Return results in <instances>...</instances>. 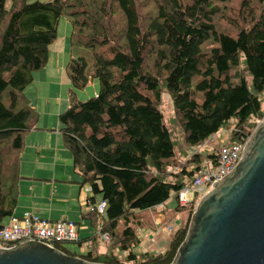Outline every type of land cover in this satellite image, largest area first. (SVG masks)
<instances>
[{"label": "trees", "instance_id": "1", "mask_svg": "<svg viewBox=\"0 0 264 264\" xmlns=\"http://www.w3.org/2000/svg\"><path fill=\"white\" fill-rule=\"evenodd\" d=\"M63 17L71 87L62 139L91 201L101 195L107 208L82 214L94 233L76 244L89 249L55 247L90 262L170 264L202 196L180 207L179 193L215 160L212 139L227 129L239 143L256 128L252 117L264 118V0H0V229L18 206L21 154L39 120L25 90ZM92 81L97 92L80 100ZM172 195L186 212L181 227L163 253H136L137 213ZM102 232L109 250L97 255Z\"/></svg>", "mask_w": 264, "mask_h": 264}, {"label": "water", "instance_id": "2", "mask_svg": "<svg viewBox=\"0 0 264 264\" xmlns=\"http://www.w3.org/2000/svg\"><path fill=\"white\" fill-rule=\"evenodd\" d=\"M199 199L170 264H264V118L238 163ZM0 264H106L43 242L0 248Z\"/></svg>", "mask_w": 264, "mask_h": 264}, {"label": "crops", "instance_id": "3", "mask_svg": "<svg viewBox=\"0 0 264 264\" xmlns=\"http://www.w3.org/2000/svg\"><path fill=\"white\" fill-rule=\"evenodd\" d=\"M56 43L55 41L52 45L54 46ZM57 55L56 53L53 56L54 62L52 63V51H50L48 64L34 74V81L26 90L27 94L34 91L32 87L36 83L38 86L35 87V90H39L38 95L41 96L44 94L42 92L43 88L54 86L57 95L52 101L58 103V108L47 112L45 119L50 120V123L47 124L42 123L40 113L38 121L41 124L37 125V128L32 130L26 138V144L21 154L20 173L22 180L19 184L20 196L15 215H21L29 211L53 221L68 220L76 222L79 227V238L84 239L81 230L84 231V236L87 237L94 233L91 224L81 221L82 214L87 211L86 201L93 198V193L89 184H80L82 175L73 166L72 154L70 150L67 152L62 148L59 115L68 107L69 101L58 92L63 85L68 84V80L64 72L66 62L62 63V70L56 69ZM42 70L45 71L43 75L40 74ZM90 83L94 84V81ZM96 92L97 89L95 88L94 94ZM59 97H61V101L57 102L56 99ZM29 100L32 102L30 98ZM43 101L46 102L47 99H43ZM32 105L37 108L33 102ZM65 106L67 107L65 108ZM63 108L65 109L63 110ZM216 137L222 142L219 134ZM211 144H214L213 140ZM60 152L62 157L59 156ZM173 198L172 195L164 204L137 213L138 220L141 222L138 227V236L141 238V243L134 248L136 253L159 254L166 250L168 244L165 238L156 236L155 231L164 229L172 220L178 218L181 219L182 225V219L185 216L176 211V206L175 209L169 208L170 201ZM95 200L96 202L102 200L101 195H97ZM95 243L97 248L94 249L97 255L108 253L109 244L106 241L98 239ZM76 246L81 253L82 249L85 251L89 249L91 243L84 242L82 246L78 244ZM125 254L119 253L123 258H125Z\"/></svg>", "mask_w": 264, "mask_h": 264}, {"label": "built area", "instance_id": "4", "mask_svg": "<svg viewBox=\"0 0 264 264\" xmlns=\"http://www.w3.org/2000/svg\"><path fill=\"white\" fill-rule=\"evenodd\" d=\"M257 124L263 119L252 117ZM256 126V127H257ZM229 133L227 129L219 132L222 142L217 150L215 160H206L197 171L193 186L181 189L178 197L179 206L185 207L194 198L195 194L204 195L207 189H211L214 183L226 175L240 160L246 143L249 139L242 138L239 143H228ZM107 208V201L102 199L93 203L87 199L86 210L97 211L104 214ZM181 227V219L172 220L164 229L156 230V236H163L165 241L171 242L174 233ZM79 227L76 222L68 220L53 221L40 217L37 214L26 211L21 215L11 216L0 229V248H13L16 245L27 241H38L56 246L57 244L79 242ZM101 239L108 242L110 236L106 232L101 233ZM85 251L82 249V252ZM118 255V251L115 252Z\"/></svg>", "mask_w": 264, "mask_h": 264}, {"label": "rangeland", "instance_id": "5", "mask_svg": "<svg viewBox=\"0 0 264 264\" xmlns=\"http://www.w3.org/2000/svg\"><path fill=\"white\" fill-rule=\"evenodd\" d=\"M71 32V23L69 21V19L67 17H63L61 20H60V23H59V27H58V39L56 40V44L53 46H51L50 48V51H52V56H51V60H52V63L54 62L53 60V56L57 53L58 55L56 56V59H57V62H56V69L57 70H62V67H63V62H66L68 61L69 59V34ZM66 63H65V67H64V72H65V76L68 80V84L67 85H63L62 89L59 90V94L62 96V97H66L67 100L69 101V96H68V91H69V88L71 87V83L69 82V76L67 74V71H66ZM57 67H60V68H57ZM45 71H41V75L44 74ZM251 84V83H250ZM38 86L36 85V83H34V87H32V90L34 91H30L29 94L26 93V89L25 90V94L28 98H30L33 102V104L37 107L35 108L33 105H32V102H29L30 105L32 107H34L36 109V111L39 113V117H40V113L42 115V123L44 124H47V123H50V120H47L45 119V115L47 114L48 111H54L56 108H58V103L52 101V99L54 97H56L57 95V90L54 86H47L45 88L42 89V92L44 94H42L41 96H39V90H35V87ZM95 88L97 89L98 88V83L97 81H94V84L92 83H89L84 89L82 90H79L78 91V97L80 100H86L88 98H90L93 94H94V91H95ZM43 99H47V101H43ZM56 101H61V97L57 98ZM67 106H65L66 108ZM63 108V110L65 109ZM68 108V107H67ZM66 108V109H67ZM163 108H164V112H165V115H166V118L169 117V115L171 114L172 112V102L171 100L169 99L168 96H165L164 97V102H163ZM264 108V107H263ZM62 110V111H63ZM41 124L40 121H38L37 125ZM213 145H217L219 146L220 145V139L217 138V137H214L213 139ZM62 148L64 150H66L67 152H69V149L67 147H65L64 143H63V139H62ZM59 156L62 157V153L60 152L59 153ZM20 164H21V161H20ZM201 198V197H200ZM172 201H170V204H169V208L170 209H175V206L177 205V200L176 199H171ZM182 215H185L186 212L184 210H180L179 211ZM83 219H81L82 221ZM83 221H86L90 224V222L88 220H83ZM122 223V221H121ZM81 233L83 235V238L87 237V236H84V231L81 230ZM66 245V247H68L70 250L72 251H76V252H79L78 250V247L76 246V244L74 243H67V244H64ZM123 255V254H122ZM126 256V254H125Z\"/></svg>", "mask_w": 264, "mask_h": 264}]
</instances>
